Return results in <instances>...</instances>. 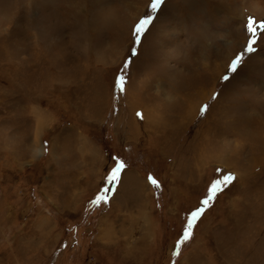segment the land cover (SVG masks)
<instances>
[{
	"label": "rangeland",
	"instance_id": "obj_1",
	"mask_svg": "<svg viewBox=\"0 0 264 264\" xmlns=\"http://www.w3.org/2000/svg\"><path fill=\"white\" fill-rule=\"evenodd\" d=\"M0 264H264V0H0Z\"/></svg>",
	"mask_w": 264,
	"mask_h": 264
},
{
	"label": "snow or ice",
	"instance_id": "obj_2",
	"mask_svg": "<svg viewBox=\"0 0 264 264\" xmlns=\"http://www.w3.org/2000/svg\"><path fill=\"white\" fill-rule=\"evenodd\" d=\"M157 2L159 3L160 0H157ZM146 26L142 27L141 29H139L138 31L135 32L134 42H136L137 36H139V38H140L139 34H140L141 31L142 32L145 31ZM238 63H240V61H238L235 64L231 65V70L232 71L236 70V67H237ZM127 67H128V64L125 63L124 68L126 69ZM225 79H227V76H225ZM117 84L123 90V86H124V77L123 76L118 77ZM206 110H207L206 108L201 109V115H203ZM137 115L141 116L140 113H138ZM122 167H123V165H118L116 168L111 170V178L108 181L109 183H116L117 182V180L119 179V173H120ZM234 179H235L234 177L229 175V176H225L223 180H219V179L216 180L215 183H213L211 185V187L209 189V192H208V196H207V198L205 200H203L202 204L204 206H211V202L216 198V196L220 192H222L227 186H229L234 181ZM152 183L154 184V186L159 187V185L156 184L155 181H152ZM108 191H110V189H105L104 190L105 195H102V196L98 197L97 200L98 201L99 200H105V196H106ZM205 210H206L205 207H201V208L197 209L196 211H194L191 214V217L188 220L187 228L183 232V237H182V241L181 242L188 241L191 238V234H192L191 233V229L193 227V224L204 213Z\"/></svg>",
	"mask_w": 264,
	"mask_h": 264
},
{
	"label": "crops",
	"instance_id": "obj_3",
	"mask_svg": "<svg viewBox=\"0 0 264 264\" xmlns=\"http://www.w3.org/2000/svg\"><path fill=\"white\" fill-rule=\"evenodd\" d=\"M129 173H127V176L129 177V184H130L131 190L134 192L135 195H138V194L140 195L141 193H143V195H144L148 190L149 191L152 190L151 184L148 183V181L139 183L137 175L134 173H130V174ZM121 176H120V178H121ZM118 188H120V187H118ZM114 196H113V199H114Z\"/></svg>",
	"mask_w": 264,
	"mask_h": 264
},
{
	"label": "bare ground",
	"instance_id": "obj_4",
	"mask_svg": "<svg viewBox=\"0 0 264 264\" xmlns=\"http://www.w3.org/2000/svg\"><path fill=\"white\" fill-rule=\"evenodd\" d=\"M40 143V142H39Z\"/></svg>",
	"mask_w": 264,
	"mask_h": 264
}]
</instances>
